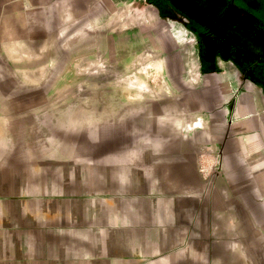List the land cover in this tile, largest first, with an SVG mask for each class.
<instances>
[{
    "label": "crops",
    "instance_id": "0c3cea01",
    "mask_svg": "<svg viewBox=\"0 0 264 264\" xmlns=\"http://www.w3.org/2000/svg\"><path fill=\"white\" fill-rule=\"evenodd\" d=\"M63 1L0 0V29ZM99 1L116 8L108 22L128 17L118 32L134 41L162 32L145 43L160 53L165 97L88 110L70 137L12 134L0 156V264H264V0H146L144 21L134 0ZM64 3L54 45L75 46L71 20L80 8L92 16L95 0ZM118 38L102 39L107 57L121 55ZM35 72L27 84L45 77Z\"/></svg>",
    "mask_w": 264,
    "mask_h": 264
},
{
    "label": "rangeland",
    "instance_id": "374dc122",
    "mask_svg": "<svg viewBox=\"0 0 264 264\" xmlns=\"http://www.w3.org/2000/svg\"><path fill=\"white\" fill-rule=\"evenodd\" d=\"M65 1L40 9L33 8V12L24 15L23 19L14 15L15 28L0 29V156L4 155L6 144L9 143L12 134L13 141L21 140L17 136L22 134L23 129L26 132L31 129V133H38L41 136L46 132L48 136L51 134L56 138L70 137L76 134L77 125L81 124L88 110L100 115L102 106L108 103L112 105L118 101H126L133 106L138 99L159 101L165 97L163 73L156 69L157 62L160 63V53L157 52V47L152 48L145 43V39L152 34L143 28L142 32H138L142 39L134 41L132 30L118 32L122 25L127 27L129 20L126 17L123 23L108 22L112 11L116 9L111 2L110 6L103 4L101 7L100 1L98 0L96 5L95 0L94 13L89 17L85 13H80L81 8L78 10L79 16L71 20L78 24L76 31L71 33L72 36L82 39L77 42L78 45H54L53 39L59 36V31L55 27L61 22H66L60 19V17L64 19L65 14L59 13L68 9ZM79 1L80 5H84V0ZM134 1L137 3L136 8L142 12L144 21L145 12L151 8L146 0ZM214 6L215 2L211 7ZM220 11L221 7L215 14ZM66 17L68 18V15ZM0 20L3 22L5 19ZM22 20L26 21V25L39 23L44 24L46 28L22 29L18 27L20 24H17ZM152 36L163 35L161 31H157ZM106 37L116 39L119 37L117 42L120 56H117L116 51H112L111 56L107 57L102 45V39ZM17 38H30L32 40L29 41L33 44H12L15 41L21 43V40H16ZM37 38L51 40L38 42ZM90 38H93V45L86 46L85 39L89 41ZM253 44L256 46V42ZM90 49L96 54L94 62L82 61ZM70 50L71 54L78 56L74 59L78 61H65L69 59ZM69 69H72L71 72L64 77ZM38 70L45 77L31 79L41 81L38 84H27L29 79L25 73L30 71L31 74H36L35 71ZM151 87L157 92L151 94L148 90ZM140 88H143L141 93ZM121 90H125V93H119ZM32 119H35V124L29 126V120ZM38 120L42 125L37 123ZM43 128L45 131H41Z\"/></svg>",
    "mask_w": 264,
    "mask_h": 264
},
{
    "label": "flooded vegetation",
    "instance_id": "af4514ba",
    "mask_svg": "<svg viewBox=\"0 0 264 264\" xmlns=\"http://www.w3.org/2000/svg\"><path fill=\"white\" fill-rule=\"evenodd\" d=\"M250 51L252 52V55L255 54L254 49H250ZM257 55H258V59L261 60V61H263V60H264V49H263V48L260 49V50L258 51Z\"/></svg>",
    "mask_w": 264,
    "mask_h": 264
}]
</instances>
